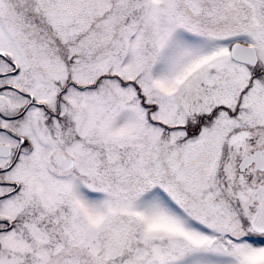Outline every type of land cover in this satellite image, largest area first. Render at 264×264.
<instances>
[{
  "label": "snow or ice",
  "instance_id": "6c2138e0",
  "mask_svg": "<svg viewBox=\"0 0 264 264\" xmlns=\"http://www.w3.org/2000/svg\"><path fill=\"white\" fill-rule=\"evenodd\" d=\"M0 264H264V0H0Z\"/></svg>",
  "mask_w": 264,
  "mask_h": 264
}]
</instances>
